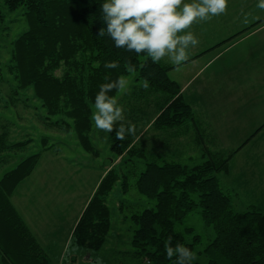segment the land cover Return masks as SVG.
Segmentation results:
<instances>
[{
	"label": "trees",
	"instance_id": "obj_1",
	"mask_svg": "<svg viewBox=\"0 0 264 264\" xmlns=\"http://www.w3.org/2000/svg\"><path fill=\"white\" fill-rule=\"evenodd\" d=\"M104 2L0 0V41H7L10 47L5 68L0 66V85L7 82L6 74L12 77L3 108L24 101L21 96L30 91L44 111L38 116L42 126L73 134L83 151L98 157L99 149L90 135V117L99 86L134 73V84L123 97L126 101L129 95L135 97L136 109L144 113L136 122L138 130H143L149 114L148 118H154L153 126L160 129L191 121L197 124L195 130L200 137V127L190 105L180 95V85L168 76L173 65L153 63L145 53L138 55L115 47L107 34L98 36L99 29L105 27L100 11ZM1 7L9 13L20 10L26 23L10 40ZM112 61L119 66H104ZM144 91L160 95L148 100ZM118 92L114 89L109 95L116 96ZM151 106L153 109L147 111L145 107ZM0 129V165L12 163L11 168L0 173V264H50L46 249L11 198L18 185L36 169L42 153L51 151L54 144L43 135L39 150L24 154L33 138L10 139L7 123L0 124ZM107 135L112 157L108 166H102L103 175L72 230L69 245L101 249L112 226L107 197L115 187L125 194L133 187L154 202L128 216L132 223L130 246L141 264H175L176 257L169 259L165 252L169 237L173 247L183 244L207 257L206 262L193 264H264V212L236 211L234 194L221 188L216 176L227 168L232 152L207 153L199 163L185 164L146 151L143 146L147 139L132 143L133 136L129 135L120 141L115 130ZM116 157H120L118 163ZM117 209L122 211L123 207L118 204ZM191 212L198 213L214 232L201 251L196 249L200 236L193 234L191 227L178 229Z\"/></svg>",
	"mask_w": 264,
	"mask_h": 264
},
{
	"label": "rangeland",
	"instance_id": "obj_2",
	"mask_svg": "<svg viewBox=\"0 0 264 264\" xmlns=\"http://www.w3.org/2000/svg\"><path fill=\"white\" fill-rule=\"evenodd\" d=\"M1 10L4 12L10 28L7 35L10 40L15 38L22 28H25L26 23L20 10L13 13L5 11L3 7ZM9 50L8 42L0 41V66L2 68H5L8 62ZM160 62L166 63L163 59ZM175 74H181L180 69L169 73L168 76L176 77ZM6 78L7 82L0 85V124L7 123L9 125L10 139L21 140L28 136L33 138V142L27 147L24 154L37 152L40 148L39 139L43 135H47L54 144L51 151L42 153L37 170L30 175V178H26L23 184H20L19 190L11 198V201L28 220L37 217L39 221H43L42 224L45 227L50 228L62 221V223H66L80 210L83 200L84 202L89 201L96 187L91 194L90 190L94 186L100 169L102 166H108L112 157L109 150V136L106 132L98 130L93 123L90 135L94 146L100 152L98 157H94L80 148L73 134L58 132V130L42 126L38 116L44 111L39 107L38 101L32 99L30 91L21 96L24 101H19L16 106L3 108L2 105L7 98L12 77L6 74ZM123 78L127 81L126 87L119 90V94L117 93L115 97L121 106L123 104L124 123L126 125L129 122L134 124L138 134L141 130H138L136 122L143 118L144 113L136 109L135 105L137 104L133 103L135 97L129 95L128 101L123 97V94L128 93L134 84L135 74L130 73ZM144 92V98H148V100L155 99L160 95ZM131 103L133 104L131 105ZM145 108L147 111L153 109L152 106ZM148 115L146 125L153 118L151 116L148 118ZM257 139V144L251 146L254 141L252 140L232 157L229 165L232 171L228 177H224L222 174L219 176L221 186L224 189L230 188L234 194L233 208L236 211L255 209L264 212V137L258 136ZM143 141L146 142V140ZM143 148L146 151L149 150L148 142ZM259 157H262V161L257 162ZM116 158L115 163H118L120 157ZM239 163L243 164L241 170H239ZM11 164L0 165V173L11 168ZM234 167L236 169H233ZM40 170L41 172H39ZM132 182L133 179L130 178V183ZM107 203L111 210L112 226L102 248L90 250L67 244L59 254L60 257L58 255L56 258L54 256L56 252L52 247H48L46 252L50 258V264H90V261L94 262L97 256L102 259L103 264H141V259L133 255L130 246L132 223L128 216L135 211L153 206L154 202L141 196L133 187L125 194L121 193L118 186L107 197ZM118 204L123 207L122 211L117 209ZM186 226L192 228L193 234L200 236V243L196 247L198 251H201L214 236L213 230L204 225L200 215L196 212L187 214L178 229ZM66 228L62 225V229ZM196 255L195 261L201 263L207 261V257L203 253Z\"/></svg>",
	"mask_w": 264,
	"mask_h": 264
},
{
	"label": "crops",
	"instance_id": "obj_3",
	"mask_svg": "<svg viewBox=\"0 0 264 264\" xmlns=\"http://www.w3.org/2000/svg\"><path fill=\"white\" fill-rule=\"evenodd\" d=\"M257 3L258 0H228L226 14L192 25L190 31L199 43L190 49L187 61L177 66L163 59L173 65L168 75L180 69L181 74L170 78L180 85V95L190 105L201 136L195 130L197 124L191 121L180 127L160 129L153 126L154 118H151L132 143L147 139L151 153L185 164L199 163L207 153L232 152L227 168L216 173L220 184V174L228 177L232 171L229 167L232 157L252 140L251 146L257 144L258 136L264 137V10L257 8ZM238 165L241 170L243 164ZM102 175L101 168L90 194ZM224 190L233 193L230 188ZM86 203L83 200L70 221L50 228L43 226L37 217L28 220L19 213L40 244L45 249L52 247L57 258L69 245L72 230ZM62 225L67 228L62 229Z\"/></svg>",
	"mask_w": 264,
	"mask_h": 264
},
{
	"label": "clouds",
	"instance_id": "obj_4",
	"mask_svg": "<svg viewBox=\"0 0 264 264\" xmlns=\"http://www.w3.org/2000/svg\"><path fill=\"white\" fill-rule=\"evenodd\" d=\"M256 6L264 10V0H258ZM227 9L228 0H191L187 3L184 0H105L100 9L105 27L99 29L98 36L107 34L115 47L138 55L145 53L153 63L167 58L179 66L188 60L190 49L199 43L190 31L192 25L224 15ZM104 66L114 69L119 63L112 61ZM126 84L123 77L101 84L90 117L98 130L106 133L115 130L116 139L120 141L129 135L135 136L136 127L130 122L124 123V108L109 93L124 89ZM144 87H148L147 81ZM164 247L169 259L176 257L175 264H193L197 259L196 253L183 244L173 247L171 237ZM90 264H103V261L97 256Z\"/></svg>",
	"mask_w": 264,
	"mask_h": 264
}]
</instances>
